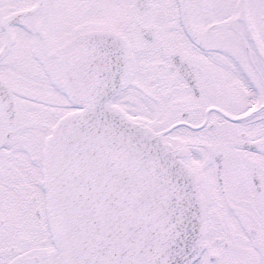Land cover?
Here are the masks:
<instances>
[{
	"label": "snow or ice",
	"instance_id": "obj_1",
	"mask_svg": "<svg viewBox=\"0 0 264 264\" xmlns=\"http://www.w3.org/2000/svg\"><path fill=\"white\" fill-rule=\"evenodd\" d=\"M0 264H264V0H0Z\"/></svg>",
	"mask_w": 264,
	"mask_h": 264
}]
</instances>
